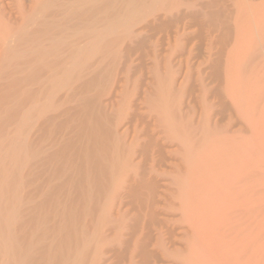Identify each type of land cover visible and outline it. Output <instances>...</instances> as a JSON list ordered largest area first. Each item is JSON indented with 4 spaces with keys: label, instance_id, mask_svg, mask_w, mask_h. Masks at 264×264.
I'll use <instances>...</instances> for the list:
<instances>
[{
    "label": "bare ground",
    "instance_id": "bare-ground-1",
    "mask_svg": "<svg viewBox=\"0 0 264 264\" xmlns=\"http://www.w3.org/2000/svg\"><path fill=\"white\" fill-rule=\"evenodd\" d=\"M247 245L264 264V0H0V264Z\"/></svg>",
    "mask_w": 264,
    "mask_h": 264
},
{
    "label": "rangeland",
    "instance_id": "rangeland-1",
    "mask_svg": "<svg viewBox=\"0 0 264 264\" xmlns=\"http://www.w3.org/2000/svg\"><path fill=\"white\" fill-rule=\"evenodd\" d=\"M193 62H198V58H195L194 60H193ZM186 72H188L187 71V69H184V74L186 73ZM191 73H194V74H196V69H193L192 71H190ZM62 156V155H61ZM61 158V157H60ZM66 159V158H65ZM64 160V159H63ZM66 161H64V163H65ZM66 164V163H65ZM64 164V166H66ZM65 168V167H64ZM61 172H64V171H62V170H60ZM59 171V172H60ZM58 175H60V173H58L57 174V176ZM47 181H49V180H47V178L46 177H40V178H38L37 176H35V186H45L46 185V182ZM55 183H57V184H59L60 185V188L62 187V185H61V183H60V181H58V180H55L54 181ZM28 189H31V190H33L35 187L31 184V183H28ZM65 187V186H64ZM59 188V189H60ZM58 189V190H59ZM59 193V192H58ZM59 195V194H58ZM54 198L53 199H51V198H48V202L49 203H51L52 204V202H54V200H55V196H53ZM56 197H57V195H56ZM51 207H53V206H51ZM51 207H50V209H51ZM53 209H54V207H53ZM249 249V250H248ZM246 253L244 254V255H242V257L241 258H239L236 262H235V264L236 263H240V264H243V263H246L247 261H248V257L251 255V250H253V247H250V246H248L247 245V247H246Z\"/></svg>",
    "mask_w": 264,
    "mask_h": 264
}]
</instances>
